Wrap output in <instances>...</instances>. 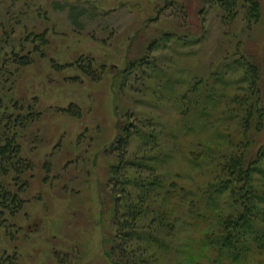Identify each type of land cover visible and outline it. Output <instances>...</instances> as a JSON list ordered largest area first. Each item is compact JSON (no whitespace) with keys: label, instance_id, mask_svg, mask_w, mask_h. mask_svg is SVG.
Listing matches in <instances>:
<instances>
[{"label":"rangeland","instance_id":"374dc122","mask_svg":"<svg viewBox=\"0 0 264 264\" xmlns=\"http://www.w3.org/2000/svg\"><path fill=\"white\" fill-rule=\"evenodd\" d=\"M258 1L261 19L248 24L242 14L225 20L218 0H0V79H8L11 90L0 97L5 107L14 100L42 113L39 122L21 132L23 155L35 169L26 177L30 187L23 196L24 210L9 220L14 227H0V259L112 264L104 253L105 240L116 231L108 187L112 161L104 149L118 135L117 113L161 122L160 138L178 148L172 170L186 169L182 155L205 133L198 136L181 123L171 99L160 98V83L176 74L182 82L207 80L227 69L238 53L261 68L264 106V0ZM38 35L47 42L45 57L33 54V64L22 68L7 61L23 47L25 53L33 51ZM83 56L105 68L100 82L75 67L62 72L54 68ZM144 57L150 68L125 72ZM155 62L159 65L154 70ZM76 76L79 82H73ZM242 77L238 69L224 79ZM234 85L241 90L246 83ZM217 87L229 92L231 86ZM72 104L81 109L80 119L60 112ZM206 178L199 176L196 183Z\"/></svg>","mask_w":264,"mask_h":264},{"label":"trees","instance_id":"16d2710c","mask_svg":"<svg viewBox=\"0 0 264 264\" xmlns=\"http://www.w3.org/2000/svg\"><path fill=\"white\" fill-rule=\"evenodd\" d=\"M218 3L225 20H234L240 14L248 24L261 19L258 0ZM42 37H33V51L25 53L22 46L7 61L22 68L33 64V54L45 57L47 42ZM238 55L227 69L207 80L182 82L176 74L160 83V98L171 99L181 114V123L198 136L205 133L204 138H194L182 155L186 167L182 172L172 170L178 148L160 138L161 122L117 113L118 135L104 149L112 161L108 187L116 230L105 240L104 253L112 264H264L262 73L257 63ZM158 65L155 62L151 68L155 70ZM142 66L150 68V60L144 57L133 62L125 72L130 74ZM73 67L94 83L100 82L105 72L91 57L54 64L58 72ZM238 69L243 70L240 81L224 79L228 72ZM79 79L76 76L73 82ZM8 81L0 79V94L5 89L11 91ZM218 83L231 86L229 92L220 90ZM234 83L246 86L241 92ZM11 101L5 107L4 96L0 97V227L6 226L9 231L14 227L9 225L10 218L25 208L27 200L23 196L30 187L26 177L35 169L23 155L21 132L42 117L32 107L26 109L18 101ZM60 112L78 119L82 114L73 104ZM139 139V147L131 151L133 141ZM199 176L207 178L196 183ZM180 181H189L190 185ZM0 264L16 261L8 256L0 259Z\"/></svg>","mask_w":264,"mask_h":264}]
</instances>
